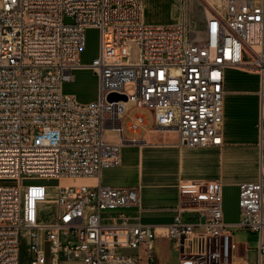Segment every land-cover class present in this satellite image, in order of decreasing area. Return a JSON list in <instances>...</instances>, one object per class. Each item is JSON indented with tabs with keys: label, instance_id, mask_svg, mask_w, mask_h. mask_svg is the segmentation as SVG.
I'll list each match as a JSON object with an SVG mask.
<instances>
[{
	"label": "built area",
	"instance_id": "built-area-1",
	"mask_svg": "<svg viewBox=\"0 0 264 264\" xmlns=\"http://www.w3.org/2000/svg\"><path fill=\"white\" fill-rule=\"evenodd\" d=\"M179 4L176 22L150 24L143 0H0V182H12L0 185V264H22L23 246L34 256L23 264H159V236L181 251L177 264H264L262 163L257 181L240 184L236 224L224 220L216 180L179 186V209L196 213V223L180 215L159 227L105 219L111 211L142 209L139 187L99 182L103 169L121 164L123 147L140 143L125 135L134 110L149 112L155 129L177 131L180 146H220L225 70L255 72L264 147V0H224L199 28ZM90 28L100 32V49L85 65ZM130 42L140 49L136 63ZM77 69L98 77L97 100L81 103L63 93ZM112 94L126 100L110 101ZM128 103L134 107L127 113ZM145 124V115L135 114L128 130L136 134ZM106 130L117 132L119 143H107ZM53 179L95 182L42 183ZM232 229L257 236L254 262Z\"/></svg>",
	"mask_w": 264,
	"mask_h": 264
},
{
	"label": "crops",
	"instance_id": "crops-1",
	"mask_svg": "<svg viewBox=\"0 0 264 264\" xmlns=\"http://www.w3.org/2000/svg\"><path fill=\"white\" fill-rule=\"evenodd\" d=\"M143 4L145 20L149 23L144 1ZM206 21L207 18L203 24ZM224 90L223 141L220 146H180L177 131L155 129L153 121L149 124L147 114L142 112L140 113L145 115L146 124L138 133H132L128 126L125 128V135L127 129L131 133V136L127 137L136 138L140 143L123 147L121 164L118 167L103 169L99 182L104 186L139 187L142 209L135 207L108 212L105 215L107 221L128 217L144 225L159 227L172 224L176 216L180 215L184 221L196 223V213L179 209V186L188 180L219 181L223 186L225 222L236 224L240 221V184L257 181L260 165H264V147L259 146L258 129L261 116L260 76L255 72L228 68L225 70ZM173 133L174 139L167 138L166 134ZM84 181L88 184L95 182ZM227 197L234 201L235 211L225 206L224 200ZM158 240L168 241L169 251L177 254L175 262L164 264H177L181 251L175 247L172 240L163 236L154 241L155 258V244ZM246 245L248 251L243 250L245 258L254 262L255 258H250V253L255 254L254 249Z\"/></svg>",
	"mask_w": 264,
	"mask_h": 264
},
{
	"label": "rangeland",
	"instance_id": "rangeland-1",
	"mask_svg": "<svg viewBox=\"0 0 264 264\" xmlns=\"http://www.w3.org/2000/svg\"><path fill=\"white\" fill-rule=\"evenodd\" d=\"M146 9V19L149 23H164L169 24L176 22L180 17V4L179 2H184L188 8V17L190 22L195 27H201L204 20L208 18L214 11L218 10L224 5V0H143ZM67 21H70L67 19ZM130 61L136 63L140 59V49L138 45L134 42H130ZM100 49V32L96 28H90L86 30V43L85 48L81 53V63L85 65H90L93 59L98 55ZM74 77L73 81L65 82L63 84V93L75 95L77 100L81 103H89L97 100L98 98V77L91 69H77L72 72ZM128 93H131V86L126 87ZM134 107L133 103H128L126 106V112L128 113ZM146 113L148 117V122L151 124L152 116L149 112H143L136 110L132 112L131 118L138 113ZM125 116H123L124 118ZM131 118H125L124 127L127 128L131 121ZM126 136H131V133L126 129ZM167 138L174 139L173 134H166ZM104 140L107 143H119V134L113 130H106L104 132ZM85 182L84 180L74 181L72 179L66 180H48L42 181L48 186L54 187L57 185H79ZM12 182H0V185H11ZM26 184H29L26 182ZM225 206L229 210L235 211L234 201L227 197L225 198ZM233 241H237L243 244H248L250 249H254L258 244V238L255 234H251L242 229H232ZM156 261L159 264H164L165 262H175L177 259V254L174 251H169L168 241L158 240L156 242ZM46 255H50L49 247L46 245L43 247ZM250 258L254 259L255 254L250 253ZM33 254L23 246L21 249V260L20 262L26 263L33 259ZM68 263V262H66ZM69 264V263H68Z\"/></svg>",
	"mask_w": 264,
	"mask_h": 264
},
{
	"label": "water",
	"instance_id": "water-1",
	"mask_svg": "<svg viewBox=\"0 0 264 264\" xmlns=\"http://www.w3.org/2000/svg\"><path fill=\"white\" fill-rule=\"evenodd\" d=\"M110 101H117V100H121V99H124L126 100V97L122 96V95H118V94H112L110 97H109Z\"/></svg>",
	"mask_w": 264,
	"mask_h": 264
}]
</instances>
